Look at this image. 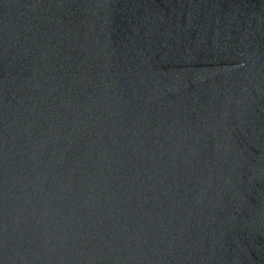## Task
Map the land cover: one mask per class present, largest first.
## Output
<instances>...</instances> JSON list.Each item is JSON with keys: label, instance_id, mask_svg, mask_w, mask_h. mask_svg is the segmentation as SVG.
<instances>
[{"label": "water", "instance_id": "1", "mask_svg": "<svg viewBox=\"0 0 264 264\" xmlns=\"http://www.w3.org/2000/svg\"><path fill=\"white\" fill-rule=\"evenodd\" d=\"M0 264H264V0H0Z\"/></svg>", "mask_w": 264, "mask_h": 264}]
</instances>
